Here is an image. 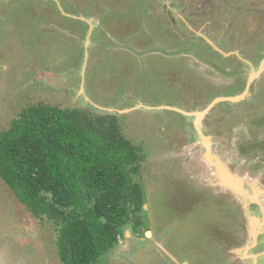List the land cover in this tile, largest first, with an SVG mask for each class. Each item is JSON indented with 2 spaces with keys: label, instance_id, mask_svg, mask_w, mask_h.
I'll use <instances>...</instances> for the list:
<instances>
[{
  "label": "rangeland",
  "instance_id": "374dc122",
  "mask_svg": "<svg viewBox=\"0 0 264 264\" xmlns=\"http://www.w3.org/2000/svg\"><path fill=\"white\" fill-rule=\"evenodd\" d=\"M263 60L264 0H0V132L40 101L117 115L145 157L132 177L145 206L96 264H225L219 245L250 241L258 209L241 224L231 196L214 193L193 113L249 87L201 129L228 169L264 187ZM252 232L240 263L264 264V233ZM56 238L0 177V264H62Z\"/></svg>",
  "mask_w": 264,
  "mask_h": 264
},
{
  "label": "trees",
  "instance_id": "16d2710c",
  "mask_svg": "<svg viewBox=\"0 0 264 264\" xmlns=\"http://www.w3.org/2000/svg\"><path fill=\"white\" fill-rule=\"evenodd\" d=\"M145 157L117 115L45 101L24 106L0 132V177L35 217L57 226L62 264H96L145 205L133 180Z\"/></svg>",
  "mask_w": 264,
  "mask_h": 264
},
{
  "label": "water",
  "instance_id": "95a60500",
  "mask_svg": "<svg viewBox=\"0 0 264 264\" xmlns=\"http://www.w3.org/2000/svg\"><path fill=\"white\" fill-rule=\"evenodd\" d=\"M261 68H264V60L262 62ZM254 77H255V73L252 76H250L249 86ZM248 88L242 94L236 95L234 97H219L217 99H214V101L204 111L193 113V115L196 117L197 131L205 147L204 157L209 168L207 172L209 179L208 182L217 191L229 193L233 195L239 201L244 214L246 212L245 208L248 209V206H250V210L251 207L254 205L258 209L259 215L255 216L249 214L246 218L247 224H249L250 237L252 238L250 239V241L246 242L245 245L240 249V253H242L241 255L242 257L244 255L243 253L250 255L249 250L251 251L254 249V247L257 246V239H256L257 235H254L252 231L258 229V233L260 232L264 233V229H262L264 228V187L260 184L261 175L258 174L256 177H250L248 175L240 176L232 172L230 169H228L226 164L214 154V151L212 149L213 147L212 143H210L208 137H206L202 132L201 121L205 117V115L208 114L209 111L218 102L228 101V100L234 102L244 99L249 93ZM251 211L253 213V210ZM251 211H248L247 213ZM254 220L258 222V226L255 228L253 227ZM261 225L263 226L261 227ZM260 255H261L260 253L259 254L251 253L252 258L250 257L247 259H250V263L251 261H253V264H260L261 261L258 260Z\"/></svg>",
  "mask_w": 264,
  "mask_h": 264
},
{
  "label": "crops",
  "instance_id": "0c3cea01",
  "mask_svg": "<svg viewBox=\"0 0 264 264\" xmlns=\"http://www.w3.org/2000/svg\"><path fill=\"white\" fill-rule=\"evenodd\" d=\"M214 193H216L217 195H225V196H231V201H233L236 205H237V207H238V210H239V217H240V222L241 223H243V217H242V215H241V213L243 214V209H242V207H241V205H240V203H239V201L233 196V195H231V194H229V193H224V192H220V191H217L216 189H214ZM241 208V209H240ZM243 226V225H242ZM231 244H233V246H231L230 248H227L226 246H228V245H230V244H225V245H223V244H220L219 246H221L220 247V249L225 253V255H226V260H225V264L226 263H228L227 261H230L229 259H230V257H229V255H232V258H231V261H233L235 264H241L240 263V261L241 260H244L245 261V259L241 256L242 255V253H240V249L245 245V243H239V242H234V243H231ZM113 249V248H112ZM229 254V255H228Z\"/></svg>",
  "mask_w": 264,
  "mask_h": 264
},
{
  "label": "bare ground",
  "instance_id": "6f19581e",
  "mask_svg": "<svg viewBox=\"0 0 264 264\" xmlns=\"http://www.w3.org/2000/svg\"><path fill=\"white\" fill-rule=\"evenodd\" d=\"M254 221H255V220H254ZM255 223H258V222L256 221ZM148 234H149V235H151V233H150V232H149Z\"/></svg>",
  "mask_w": 264,
  "mask_h": 264
},
{
  "label": "flooded vegetation",
  "instance_id": "af4514ba",
  "mask_svg": "<svg viewBox=\"0 0 264 264\" xmlns=\"http://www.w3.org/2000/svg\"><path fill=\"white\" fill-rule=\"evenodd\" d=\"M260 175V174H259ZM242 224V223H241Z\"/></svg>",
  "mask_w": 264,
  "mask_h": 264
}]
</instances>
